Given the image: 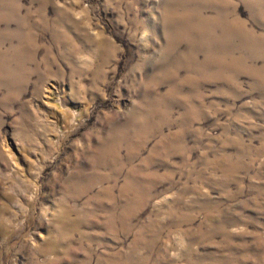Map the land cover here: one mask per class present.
<instances>
[{
	"label": "rangeland",
	"instance_id": "374dc122",
	"mask_svg": "<svg viewBox=\"0 0 264 264\" xmlns=\"http://www.w3.org/2000/svg\"><path fill=\"white\" fill-rule=\"evenodd\" d=\"M0 264H264V0H0Z\"/></svg>",
	"mask_w": 264,
	"mask_h": 264
}]
</instances>
